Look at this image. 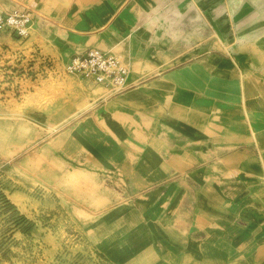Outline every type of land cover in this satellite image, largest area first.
Listing matches in <instances>:
<instances>
[{
    "label": "rangeland",
    "instance_id": "obj_1",
    "mask_svg": "<svg viewBox=\"0 0 264 264\" xmlns=\"http://www.w3.org/2000/svg\"><path fill=\"white\" fill-rule=\"evenodd\" d=\"M193 1L179 0L180 8L170 12L156 8L157 30L168 28L178 41L176 51H193L197 44L201 53L194 57L193 51L178 64L166 66L169 71H179L185 86L180 95L192 102L182 114L186 117L183 127L188 132L213 130L209 134L214 135L205 138L209 144L219 140L230 151L248 150L231 161L230 167L203 170L223 180V184L207 187L230 194V211L235 216L238 209L243 213L245 202L251 207L250 214L230 221V229L220 225L225 218L218 224L220 255H230V264H264V0H201L197 6ZM214 2H228L230 8H213ZM160 55L157 51L158 60ZM10 61L0 53V190L34 226L14 233L10 250H0V264L163 262L164 250L157 237L165 234H158L154 227V211L138 207L134 199L138 191L150 186L137 190L125 183L123 172L122 177L115 169L91 170L80 161L66 164L51 153L52 139L63 125L91 103L99 104L103 89L68 76L62 89L52 91L56 105L45 106L42 102L49 96L35 94L38 67L29 71L32 64ZM151 65L132 63L131 82H138L140 76L149 80L160 75ZM176 95L169 94V102ZM169 107L166 105L167 111ZM188 139L193 138L172 137L177 145ZM157 155L161 161L165 154ZM187 187L194 194L199 188ZM130 214L137 220L130 219ZM248 225L250 240L246 243L244 228ZM255 225L261 228L255 230ZM181 252L171 256H183Z\"/></svg>",
    "mask_w": 264,
    "mask_h": 264
},
{
    "label": "crops",
    "instance_id": "obj_2",
    "mask_svg": "<svg viewBox=\"0 0 264 264\" xmlns=\"http://www.w3.org/2000/svg\"><path fill=\"white\" fill-rule=\"evenodd\" d=\"M178 1L0 0L1 10L28 7L33 17V29L28 39L20 40L10 32L0 33V53L11 58L10 63L19 59L21 66L38 67V62L33 63V53L66 61L86 54L90 48H100L122 55L130 66L140 61L159 69L160 75L149 80L140 76L136 83L131 82V70L128 89L123 93L114 94L101 87L104 94L99 97V104L91 103L75 119L63 125L64 129L52 139V143H56L51 146V153L66 164L80 161L91 170L123 172L125 183L137 190L139 186L143 189L150 186L145 191H138L134 197L138 207L146 208L150 213L154 211V227L158 234H165L157 237L164 250L163 262L154 260L149 264H230V255H220L219 248L222 247L216 244L218 224L225 218L220 225L230 229V221L250 214L251 207L245 202L243 213L238 209L235 216V212L230 211V194L207 187L223 184V180L206 175L203 168L230 167L231 161L243 157L248 150L230 151V146L219 140L209 144L205 138L212 137L214 134L209 132L213 133V130L195 128L188 132L183 127L186 117L182 114L192 102L180 95L185 86L179 71H169L166 65L178 64L193 51L194 57L197 56L198 45L192 46L193 51H176V38L168 28L158 32L159 25H156L159 20L156 8L162 13L170 12L180 8ZM199 1L191 3L197 6ZM214 3L217 4L213 8H230L228 2L225 5ZM148 4H151L149 8ZM117 48L121 51H115ZM157 51L161 52V60L156 58ZM161 72L164 73L161 75ZM68 79V76L38 79L35 94L49 96L50 99L42 104L54 106L57 102L52 98V91L62 89ZM171 93L177 95L169 102ZM166 105L170 106L168 111ZM172 137L193 139L177 145ZM162 152L165 155L160 161L156 157ZM209 153L212 154L210 158ZM221 153L224 155L217 158ZM227 183L230 184V180ZM194 185L199 186L196 194L187 187ZM257 212L261 215L259 208ZM128 216L137 220L135 214ZM250 226L244 228L246 243L250 240L249 236L247 238ZM254 228L258 230L261 226ZM118 238L117 235L115 239ZM227 239L230 247V235ZM175 252L184 255L172 257Z\"/></svg>",
    "mask_w": 264,
    "mask_h": 264
},
{
    "label": "built area",
    "instance_id": "obj_3",
    "mask_svg": "<svg viewBox=\"0 0 264 264\" xmlns=\"http://www.w3.org/2000/svg\"><path fill=\"white\" fill-rule=\"evenodd\" d=\"M33 29L32 11L28 7L5 11L0 9V33L10 32L14 37L28 39ZM39 63L35 70L36 79H63L74 76L92 85L109 89L114 94L123 93L128 89L127 79L131 72L128 60L122 55L90 48L84 55H76L69 60L46 56H35ZM34 65L29 71H33ZM28 71V73H29Z\"/></svg>",
    "mask_w": 264,
    "mask_h": 264
},
{
    "label": "trees",
    "instance_id": "obj_4",
    "mask_svg": "<svg viewBox=\"0 0 264 264\" xmlns=\"http://www.w3.org/2000/svg\"><path fill=\"white\" fill-rule=\"evenodd\" d=\"M0 250L7 252L14 241L18 229L30 230L34 222L30 221L0 190Z\"/></svg>",
    "mask_w": 264,
    "mask_h": 264
}]
</instances>
